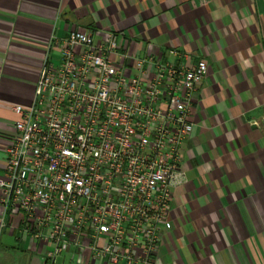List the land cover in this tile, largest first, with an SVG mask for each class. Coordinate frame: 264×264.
<instances>
[{"label": "crops", "instance_id": "obj_1", "mask_svg": "<svg viewBox=\"0 0 264 264\" xmlns=\"http://www.w3.org/2000/svg\"><path fill=\"white\" fill-rule=\"evenodd\" d=\"M73 29L114 33L126 74L140 60L208 64L158 264H264V0H0V176L13 107L32 102L51 39ZM22 218L0 190V264H104L76 246L52 263Z\"/></svg>", "mask_w": 264, "mask_h": 264}, {"label": "built area", "instance_id": "obj_2", "mask_svg": "<svg viewBox=\"0 0 264 264\" xmlns=\"http://www.w3.org/2000/svg\"><path fill=\"white\" fill-rule=\"evenodd\" d=\"M120 48L114 33L52 38L32 102L13 107L2 203L23 213V231L50 246L52 263L76 246L104 264H158L209 66L140 60L126 74Z\"/></svg>", "mask_w": 264, "mask_h": 264}]
</instances>
